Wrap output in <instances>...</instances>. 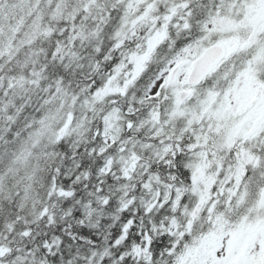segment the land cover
Masks as SVG:
<instances>
[{
	"label": "snow or ice",
	"instance_id": "snow-or-ice-1",
	"mask_svg": "<svg viewBox=\"0 0 264 264\" xmlns=\"http://www.w3.org/2000/svg\"><path fill=\"white\" fill-rule=\"evenodd\" d=\"M0 264H264V0H0Z\"/></svg>",
	"mask_w": 264,
	"mask_h": 264
}]
</instances>
